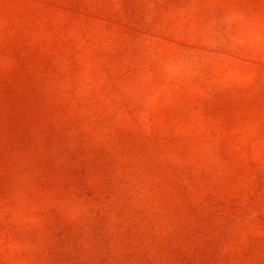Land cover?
I'll use <instances>...</instances> for the list:
<instances>
[{
  "label": "rangeland",
  "instance_id": "rangeland-1",
  "mask_svg": "<svg viewBox=\"0 0 264 264\" xmlns=\"http://www.w3.org/2000/svg\"><path fill=\"white\" fill-rule=\"evenodd\" d=\"M0 264H264V0H0Z\"/></svg>",
  "mask_w": 264,
  "mask_h": 264
}]
</instances>
